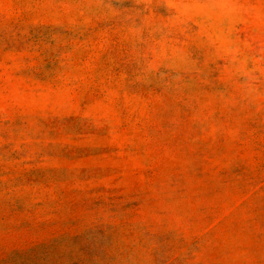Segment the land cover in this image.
Wrapping results in <instances>:
<instances>
[{
    "label": "rangeland",
    "instance_id": "obj_1",
    "mask_svg": "<svg viewBox=\"0 0 264 264\" xmlns=\"http://www.w3.org/2000/svg\"><path fill=\"white\" fill-rule=\"evenodd\" d=\"M0 264H264V0H0Z\"/></svg>",
    "mask_w": 264,
    "mask_h": 264
}]
</instances>
